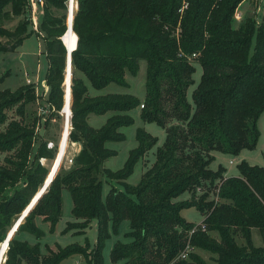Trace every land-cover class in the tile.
<instances>
[{"label": "trees", "instance_id": "16d2710c", "mask_svg": "<svg viewBox=\"0 0 264 264\" xmlns=\"http://www.w3.org/2000/svg\"><path fill=\"white\" fill-rule=\"evenodd\" d=\"M69 1L45 0L36 29L28 0H0V51L15 50L36 32L45 39L49 63V113L44 117L30 108L39 98L34 83L15 90L0 88V152H5L0 161V251L5 248L1 263L5 255L4 264H62L80 255L89 264H106L110 225L118 232L128 220L131 241L116 242L110 253L116 264H264V244L253 242L254 228L264 241V164L242 159L236 175H226L222 164L210 166L215 151L238 155L258 142V119L264 111V20L249 16L234 26L244 0H74L73 31L65 34ZM63 35L71 48L75 46L68 141L81 147L68 168L63 156L49 186L17 226L8 247L3 246L59 151V144L50 147L47 140L36 148V128L43 118L47 123L55 114L60 116L66 102L68 50ZM141 58L147 61L144 99L131 92L91 94L88 82L99 89L111 82L129 85L127 73L138 72ZM194 60L201 63L202 75L192 103L188 88L195 81ZM141 103L142 119L165 127L166 138L140 181L130 183L126 179L135 162L157 142L146 128H137L138 143L123 168L113 171L102 163L116 153L107 141L125 138L121 127L135 121L129 111ZM9 109L19 117L10 118ZM108 111L113 113L101 126L91 124V113ZM43 156L53 164L42 163ZM101 171L125 179L123 189L112 185L104 196ZM22 178L25 186L3 197ZM64 188L71 194L75 221L63 232L86 230L97 219V241L93 248L73 243L43 253L40 243L30 244L21 236L30 233L41 239L45 232L39 218L51 232L56 230ZM185 192L190 198L177 200ZM191 207L202 212L200 224L206 226H198L193 234L198 223L182 215ZM188 245L195 250L181 258ZM196 249L210 252L211 258Z\"/></svg>", "mask_w": 264, "mask_h": 264}, {"label": "rangeland", "instance_id": "374dc122", "mask_svg": "<svg viewBox=\"0 0 264 264\" xmlns=\"http://www.w3.org/2000/svg\"><path fill=\"white\" fill-rule=\"evenodd\" d=\"M237 10V12H241V16L240 18L234 17V26H238L249 16H254L259 21L264 20V0H244L243 2H241ZM17 21L18 19H15L11 23H8V25L10 27H13L17 23ZM255 41L256 36L253 37L251 50H253L254 48ZM45 50V39L42 36L38 35L36 32H33L31 35L26 37L23 43L15 50L0 51V88H10L12 90H15L20 85L26 83L27 77L29 75L35 81L34 84L39 95L38 100L30 108L33 112L42 115L43 117L44 115H47V113H49L48 108H46V106H48L49 104L45 101L46 97L42 94L47 83L46 78L49 64ZM194 63L196 66V71L193 74L195 81L188 88V98L192 103H194L192 96L193 89L198 84L202 75L201 63L197 60H194ZM146 71L147 61L145 58H141L138 72L136 74H131L129 72L127 73L126 77L129 81V85H121L117 82H111L107 86L99 89L92 86L88 82L90 92L91 94H101L107 92H131L137 95L140 99H144L146 93ZM140 110L141 106H138L129 111L134 116L135 121L130 125L121 127V130L125 133L124 139L107 141V146L114 148L116 153L105 159L102 163V167H107L113 171H117L123 168L128 160L130 150L138 143L136 138L137 128L139 126L146 128L154 136L157 137V142L145 153L144 156L140 157L135 162L132 173L126 179L130 183H137L140 181L144 171L148 169L155 161L156 150L158 146L162 145L166 138V128L155 121L143 120L140 115ZM8 112L10 118L19 117L14 109H9ZM60 113V116L55 114L47 123L44 122V118L40 121V123H38L36 128V148L43 140H47L48 146L50 147H55L56 144H59V150L60 148H64V167L68 168L70 164H72L71 158L80 150L81 144L79 142H72L70 140L68 141V137L63 144L66 122L64 119L63 110ZM112 113L113 111H108L101 114L91 113L89 120L91 124L99 127ZM258 127L260 130V136L254 148H245L239 155L215 151L216 157L211 162L210 166L216 169L220 164H222L227 168L226 172L228 175H236L239 174L238 163L242 159H247L249 162L254 164H264V111L259 116ZM66 144L67 150L65 153ZM4 154L5 152H0V161L3 160ZM41 161L47 166H51L53 164V161L46 156H43L41 158ZM100 176L103 180L104 196H106L110 189V186L112 185L116 186L117 188L123 189L122 181H124L125 179L110 178L103 171H101ZM25 181L26 178H22L15 187L8 188L5 191L3 197L7 198L12 195L15 190L22 189L25 186ZM62 193L63 211L62 216L57 224L56 230L54 232H51L49 229V224L42 222L41 218H39L37 222L38 225L44 230V236L41 239H37L33 234L24 233L22 234L21 238L23 240H28L30 244L40 243V249L43 253L48 252V249L56 250L57 245H61L64 247L73 243H79L82 245H86V243H88L90 245V248H93L98 236L97 219H93L90 226L86 230L74 229L65 233L63 232L69 222L75 221V217L72 213L73 200L69 190L67 188H64ZM217 195L218 190L216 195H213V197L216 196L217 199ZM189 198L190 193L185 192L180 195L177 200H186ZM182 215L188 221H192L195 223H199L204 219V215L202 214V212L195 207L183 209ZM129 229L130 227L128 220H125L121 224L118 232H115L110 225V237L108 238L104 249L106 264H116L111 260V250L116 242L128 243L131 241V238L126 235ZM78 231H81V233H78ZM212 235L218 236L217 233H212ZM241 241L242 240H239V242ZM253 242L256 246H262L264 244L263 237L259 229L257 228L253 229ZM191 250L194 251L195 248L193 247ZM196 251L199 252L207 260H209L212 256L210 252H207L205 250L196 249ZM5 257L1 264L5 263ZM62 264L89 263L83 256L74 255L65 259Z\"/></svg>", "mask_w": 264, "mask_h": 264}, {"label": "water", "instance_id": "95a60500", "mask_svg": "<svg viewBox=\"0 0 264 264\" xmlns=\"http://www.w3.org/2000/svg\"><path fill=\"white\" fill-rule=\"evenodd\" d=\"M73 1L74 0H70V10H69V18H68V30H72L73 29ZM66 31V32H67ZM65 32V33H66ZM62 40L64 41L67 50H68V56H67V67H66V80H65V85H66V102L65 105L63 107V109L65 108V106L67 105L68 108L70 109V113L72 115V110L70 108V100H71V74H72V55L71 52L74 48H71L64 39V35L62 36ZM62 109V110H63ZM69 114H67V120H66V128H65V133H64V142L65 143L70 129H69ZM64 147V146H63ZM64 155V148H60L57 156H56V160L55 163L52 167V169L50 170L45 182L43 183V186L41 187V189L39 190V192L36 194V196L34 197V199L31 201V203L29 204V206L26 208V210L22 213V215L20 216V218L17 220V222L14 224V226L11 228V230L9 231L6 240L3 242L4 244H6V246L8 247L9 244V240L12 238L16 227L21 223L22 219L29 213V211L31 210V208L34 206V204L37 202V200L41 197V195L45 192V190L47 189V187L49 186V183L52 181V179L54 178L57 169L60 166V163L62 161ZM57 161V163H56ZM56 164V165H55ZM0 263H1V257H0Z\"/></svg>", "mask_w": 264, "mask_h": 264}, {"label": "built area", "instance_id": "2783aa9c", "mask_svg": "<svg viewBox=\"0 0 264 264\" xmlns=\"http://www.w3.org/2000/svg\"><path fill=\"white\" fill-rule=\"evenodd\" d=\"M44 2H45V0H28L29 15H30V18L32 19L33 25H34V27L36 29H38L39 13L41 12V7L44 4ZM186 5H187V1H185L184 6H186ZM72 8L74 10V6ZM69 10H70V1H69ZM240 16H241V12L240 11L236 12V17L240 18ZM195 55H196V53H193V56H195ZM26 82L27 83H34L35 81L28 75ZM48 89H49L48 88V84L46 83V87H45L44 91L42 92V94L44 96H46V94L48 93ZM143 106H144V103H141V107H143ZM71 161H73L72 158H71ZM200 223H198L197 226H195L191 230V234H193L198 229V226H200L203 230L206 229V226L205 225H201ZM191 249H192V247L190 245H188L186 247V249L181 253L180 257L181 258L188 257L189 253L192 251Z\"/></svg>", "mask_w": 264, "mask_h": 264}, {"label": "bare ground", "instance_id": "6f19581e", "mask_svg": "<svg viewBox=\"0 0 264 264\" xmlns=\"http://www.w3.org/2000/svg\"><path fill=\"white\" fill-rule=\"evenodd\" d=\"M73 4H74V1H73ZM70 33L73 31V29L70 31V30H68ZM67 31V32H68ZM74 48H75V46H74ZM70 102H71V100H70ZM63 111H67V113H66V120H67V114H69V116L71 115V113L69 112L70 111V109L68 108V106L66 105L65 106V108L63 109ZM71 123V122H70ZM65 128H66V124H65ZM71 128V127H70ZM64 133H65V131H64ZM69 137V136H68ZM17 228V227H16ZM2 245L3 246H6V244H4V243H2ZM5 249V248H4ZM4 249H3V251H4ZM3 251L1 252L0 251V257H2V254H3Z\"/></svg>", "mask_w": 264, "mask_h": 264}, {"label": "crops", "instance_id": "0c3cea01", "mask_svg": "<svg viewBox=\"0 0 264 264\" xmlns=\"http://www.w3.org/2000/svg\"><path fill=\"white\" fill-rule=\"evenodd\" d=\"M39 35V34H38ZM48 88H49V85H48ZM64 119H65V122H66V118L64 117ZM70 123V122H69ZM241 153H242V151H241ZM239 155V154H238ZM216 156V155H215ZM226 175H228L227 174V172H226ZM200 223V222H199Z\"/></svg>", "mask_w": 264, "mask_h": 264}]
</instances>
